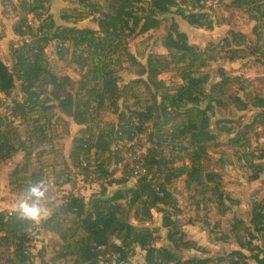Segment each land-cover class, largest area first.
I'll return each instance as SVG.
<instances>
[{
    "label": "trees",
    "instance_id": "16d2710c",
    "mask_svg": "<svg viewBox=\"0 0 264 264\" xmlns=\"http://www.w3.org/2000/svg\"><path fill=\"white\" fill-rule=\"evenodd\" d=\"M18 1L20 16L14 34L22 44L10 51L12 67L0 60V108L5 109L0 116V163L23 154L22 167H29L35 149L42 142L40 136L45 134L46 124H50V115L59 110L71 123L86 126L80 131L81 136L74 138L69 157L71 169L75 174L78 172L77 181L81 175L85 182L97 183L100 187L88 201L69 193L44 222L43 228L57 233L62 241L59 255L66 260L64 264L128 263L137 249L146 253V264H264V199L251 203L248 221L243 212H233L228 217L230 230L224 233L219 230L220 224L198 218L200 213L195 214L194 220L182 224L183 208L171 189L172 181L178 179L183 180L187 190L195 187L190 198L195 209L200 210L202 200L197 197H202L204 190L199 187L205 175L216 166L212 155L221 147L219 134L233 136L227 145L238 147L242 137L254 126H264V98L251 94H245V100L239 98L237 91H243L242 80L228 75L224 68L213 76L203 72L219 60L220 53L233 60L253 56L264 64V48L259 43L260 24L264 27V0L234 2L256 23V43L245 34L229 30L222 40L209 43L203 50L191 44L187 33L169 16L178 15L191 27L212 31L217 22L206 10L213 0H109L108 11L89 0H79V9L74 10L80 12L78 16H62L66 22L73 21L72 27L65 28L56 26L48 10L50 0ZM29 18L34 23L40 22L36 34L28 24ZM89 18L97 29L77 26V22ZM167 22L168 32L162 46L169 54L150 53L146 65L142 64L131 53V42L159 31ZM52 41L57 43L59 61L77 64L80 68L81 80L74 94L69 92L72 79L50 69L46 50ZM219 47L221 52H217ZM124 64H129L138 77H146L142 83L152 95L150 105L131 113L128 112L132 108L130 101L138 81L122 88L115 83ZM172 69L177 70L182 82L174 89L160 79ZM17 82L21 84V99L14 98L8 104L2 95L13 92ZM224 99L229 100L224 102ZM234 102L242 111L261 110L236 134L226 121L215 123L211 117L217 106L224 108ZM90 109H97L98 113L111 111L117 116L118 125L91 114ZM41 119L46 122L42 123ZM63 121L70 126V121ZM175 121L180 126L167 130ZM227 121L236 124L234 120ZM23 127L27 129L25 134L21 132ZM30 128L32 132L28 133ZM174 131L178 135L184 133L188 141V162L181 167L169 163L165 154L168 140L175 137ZM142 134L147 135L149 145L141 163L142 173L129 186L130 177L114 178L110 167L112 145L115 140L132 143L137 137L145 136ZM34 137L37 140L33 141ZM51 153L41 150L36 159L39 161ZM245 155L250 161L244 166L258 180L264 174V149L245 152ZM237 158L242 160L243 156ZM65 163L68 165L67 160ZM125 166L130 169L127 163ZM20 167L19 164L15 172ZM42 177L33 172L30 180L38 181ZM153 211L161 215V225L167 231L163 242L170 246H157L161 240L159 228L148 226L154 221ZM132 215L141 224L130 223ZM197 224L215 237L214 242L236 248L227 255L213 257L210 250L189 239L184 230L186 225ZM214 225L221 233L214 230ZM32 231L31 225L17 220L10 211H0V264H36ZM101 239L105 240L104 246L100 244ZM184 251L195 254L185 257ZM107 256L110 260L105 262ZM115 256H118L116 260ZM40 262L49 264L44 258Z\"/></svg>",
    "mask_w": 264,
    "mask_h": 264
},
{
    "label": "rangeland",
    "instance_id": "374dc122",
    "mask_svg": "<svg viewBox=\"0 0 264 264\" xmlns=\"http://www.w3.org/2000/svg\"><path fill=\"white\" fill-rule=\"evenodd\" d=\"M108 1L89 0L91 3L99 4L105 11H108ZM234 2L235 0H213L208 5L206 11L217 22L212 31L191 27L186 21H183L175 14L170 15L169 19L177 21L181 30L189 36L190 43L198 46L202 50L211 42L218 43L227 35L229 30L245 34L252 43H256L258 39L254 33L256 23L251 20L246 10L236 7ZM79 4V0H50L48 10L52 14L56 26L62 28L72 27L73 21L66 22L62 19V16L64 14L78 16L80 12H74V10L75 8L79 9ZM18 5V0H0V60L5 62L9 67H12L11 49L22 44L20 39L14 34V28L18 24L20 16L18 13ZM77 23L79 28L89 27L97 29L92 18ZM39 24V21H35L34 23L32 20V30H34L33 32L35 34L37 33L36 30ZM168 26L169 22L165 23L159 31L150 32L131 42L130 51L142 64L146 65L147 57L150 53L158 55L169 54L162 46L163 38L168 32ZM259 34V43L264 48V27L262 24H260ZM56 44V42L52 41L46 50L49 57L50 69L59 76H68L72 79L73 84L69 87V92L74 94L77 92L78 83L81 80L80 68L77 64L70 65L59 61L56 54ZM220 50L219 47L217 52H221ZM220 54L221 57L219 60L212 62L210 67L204 69L203 72L213 76L218 69L224 68L228 75L241 78L243 91H237L239 98L245 100V94L257 95L264 98V64L262 61H257L256 57L253 56H247L241 60H233L224 57L223 53ZM175 68L180 70L179 66H175ZM176 69H172V71L163 73L160 76V79L171 89L178 87L182 83ZM142 80H146V77H138L129 64H124L123 70L115 78V83L119 88L133 81H138L134 86L136 93L132 98V102L130 101L132 105L130 107L132 108L128 111L129 113L135 110H141L152 103V95L147 90L145 84L142 83ZM20 87L21 84L17 82L16 89L7 96L2 95L3 99L7 100L8 104L14 98L20 100L22 96ZM228 100L224 99V102ZM4 112V107H1L0 116ZM259 112L261 110L254 108L242 111L237 107V103L234 102L229 103L224 108L217 106L211 113V117L215 123L218 120L226 121L225 124L232 126L236 134L237 132H241ZM90 113L99 116L106 122L116 123L118 125L117 116L111 111L98 113L97 109H90ZM49 118L50 124H46L45 134L40 136L42 142L35 149L33 163L29 167H22L25 163L23 161V154H19L13 160L0 163V211L11 210L18 196L31 182L30 176L33 172L42 174V178H51L53 182V186L50 189V195L52 197L51 214L39 225H31L33 230L32 235H34L33 246L35 248L33 253L36 256V264L41 263V258H44L49 264H64L66 260L59 255L62 241L57 233L43 228L44 222L51 217L54 208L62 204L69 193H74L88 201L92 194L100 191V187L97 183L89 184L85 182L81 175L77 181L76 176H78V172L75 174V171L71 169L72 164L69 157L74 149V138L80 137V131L84 130L86 126H78L71 123L70 119L65 117L59 110L54 111ZM63 120L70 121V126H67ZM227 120H234L236 124H228ZM41 122L45 123L46 120L41 119ZM171 126L167 130L180 126V122L175 121ZM26 130V127L21 128V132L24 134ZM29 132H32V128L28 129ZM145 136L144 138L146 139L147 135ZM174 136L168 140L165 146V154L169 163L174 164L175 167H181L188 162V152L186 149L188 148V141L184 137V133L178 135L174 131ZM229 138L232 139L233 136L229 137L226 134H219L221 147L212 155L215 159L216 166L205 175L203 185L199 187L200 190H204L201 192L202 197H197L198 200H202L200 210L195 209L190 198L194 194L195 187L187 190L182 179L172 181L171 189L175 194L176 200L183 208V216L180 218L182 224L189 220H194L196 218L195 214L200 213L201 215L198 218L203 217L214 224H220L219 230L225 233L230 230L231 222L229 218L233 212H243L246 215L245 219L248 221L251 203L254 200L264 199V174L258 180H255L253 179L252 172L244 166L245 162L249 164L250 161V157L245 155V152L249 153L264 149V126H254L242 137V144L238 147L231 146L230 148L227 145ZM35 140H37V137L33 138V141ZM119 141L115 140L112 145L111 152L113 157L110 167L115 173V179L119 180L122 176L130 177L132 182L129 186H133L138 176L132 175V171L125 166V160L130 152L134 151L133 146L128 141L118 143ZM135 142L140 148L149 145L148 139L144 141L142 137L137 138ZM89 143H91L90 139ZM41 150L52 153L45 155L37 161L36 155ZM93 154L94 151L92 152ZM240 155L243 156L242 160L237 158ZM98 159H101V157ZM65 160L68 161V165L65 163ZM19 164L21 170L15 172ZM67 180L70 183H66ZM214 189H217V191H214ZM153 216L154 221L148 226L159 228L161 240L157 246H170L168 243L163 242L167 231L161 225V215L153 211ZM130 223L134 225L141 224V222L134 219L133 215L130 218ZM184 230L189 239L196 241L199 245L210 250L209 254L213 257L227 255L236 248L233 245L230 246L231 244L223 246L221 243L214 242L215 237L211 236L208 231H204L199 224L196 226L186 225ZM214 230L221 233L217 231L216 225H214ZM113 242H117V240L113 239ZM100 244L104 246L105 240L101 239ZM194 254V251H184L182 253L185 257H190ZM108 260H110V256L105 258V262H108Z\"/></svg>",
    "mask_w": 264,
    "mask_h": 264
},
{
    "label": "clouds",
    "instance_id": "9594fccd",
    "mask_svg": "<svg viewBox=\"0 0 264 264\" xmlns=\"http://www.w3.org/2000/svg\"><path fill=\"white\" fill-rule=\"evenodd\" d=\"M51 178L30 182L12 205L10 213L29 225H39L51 214Z\"/></svg>",
    "mask_w": 264,
    "mask_h": 264
},
{
    "label": "built area",
    "instance_id": "2783aa9c",
    "mask_svg": "<svg viewBox=\"0 0 264 264\" xmlns=\"http://www.w3.org/2000/svg\"><path fill=\"white\" fill-rule=\"evenodd\" d=\"M28 24L32 26V18H29ZM140 137H142L144 141L146 140L144 136H139L137 138H140ZM135 140L131 143V146H133L134 151L130 152L129 156L125 160V164L127 163L129 165L130 169L133 171V175L139 176V174L142 173V168H141V163L143 160L142 155L146 153V149L148 145L144 146L143 148H140L139 146L136 145ZM117 257L118 256H115L114 259L116 260Z\"/></svg>",
    "mask_w": 264,
    "mask_h": 264
},
{
    "label": "crops",
    "instance_id": "0c3cea01",
    "mask_svg": "<svg viewBox=\"0 0 264 264\" xmlns=\"http://www.w3.org/2000/svg\"><path fill=\"white\" fill-rule=\"evenodd\" d=\"M145 257L146 253L143 252L141 249H137L135 255L130 258V261L128 263L123 264H146Z\"/></svg>",
    "mask_w": 264,
    "mask_h": 264
}]
</instances>
